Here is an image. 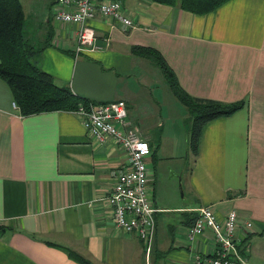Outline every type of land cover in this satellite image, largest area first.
Wrapping results in <instances>:
<instances>
[{
    "label": "crops",
    "instance_id": "crops-1",
    "mask_svg": "<svg viewBox=\"0 0 264 264\" xmlns=\"http://www.w3.org/2000/svg\"><path fill=\"white\" fill-rule=\"evenodd\" d=\"M123 5L135 27L98 17L91 22L97 48L81 54L79 27L56 20V11L68 9L51 0L35 23V47H45L35 63L80 98L124 101L132 126L149 140L150 195L159 210L151 253L113 219L109 196L114 172L129 165L126 152L90 138L74 112L21 116L0 79V264H78L66 250L92 264H196L197 256L215 258L213 232L186 237L207 206L219 221L236 211L253 222L254 232L242 235L249 263L264 264V0H229L206 15L152 0ZM136 46L158 50L192 97L244 102L204 127L188 167L176 159L191 151L192 125L183 128L191 114L160 67L134 55Z\"/></svg>",
    "mask_w": 264,
    "mask_h": 264
},
{
    "label": "built area",
    "instance_id": "built-area-1",
    "mask_svg": "<svg viewBox=\"0 0 264 264\" xmlns=\"http://www.w3.org/2000/svg\"><path fill=\"white\" fill-rule=\"evenodd\" d=\"M67 10L55 12L56 20L79 27L77 53H91L97 48V33L91 22L98 17L119 23L125 30L135 27L124 9L123 0H57ZM16 106V104H14ZM74 113L81 119L88 135L100 144L112 142L128 155L129 165L114 172L115 185L109 196L116 228L125 234L141 239L151 253V245L157 229L156 214L159 212L150 195L148 173L152 147L137 127H133L124 101L89 103L80 105ZM3 224L0 221V237ZM250 220L231 211L225 220L219 221L212 207L198 210L197 219L186 230V237L193 242L206 231L216 239L215 258L197 256L196 264H250L251 252L245 236L254 232Z\"/></svg>",
    "mask_w": 264,
    "mask_h": 264
},
{
    "label": "trees",
    "instance_id": "trees-1",
    "mask_svg": "<svg viewBox=\"0 0 264 264\" xmlns=\"http://www.w3.org/2000/svg\"><path fill=\"white\" fill-rule=\"evenodd\" d=\"M152 1L178 7L196 15H206L216 11L229 0ZM25 28L26 17L21 1L0 0V79L10 87L20 115L26 117L45 112H74L80 105L87 107L89 103H93L74 95L67 87L57 86L52 76L35 63L36 56L45 47L37 49L33 46L26 38ZM52 38L51 32L47 43ZM132 51L134 55L148 59L160 67L169 81L172 92L188 108L192 117L190 149L195 157L200 154L204 127L216 119L230 117L244 107V102L228 105L212 100L196 99L182 88L174 70L158 50L136 46ZM196 219L197 217L193 219L192 225ZM66 252L78 264H92L74 252L68 250Z\"/></svg>",
    "mask_w": 264,
    "mask_h": 264
},
{
    "label": "rangeland",
    "instance_id": "rangeland-1",
    "mask_svg": "<svg viewBox=\"0 0 264 264\" xmlns=\"http://www.w3.org/2000/svg\"><path fill=\"white\" fill-rule=\"evenodd\" d=\"M21 1H22V4H23V7H24V12L26 14V18H27V25H26V29H25L26 38L27 39H32L31 43L34 46H36L37 48H39L40 45L37 44V41H38L37 40L38 28H37V26L35 27V23L39 21V18L41 17V14H42L43 10L45 9L46 6H48L51 3V0H21ZM29 23L31 24V27L28 29L27 26H28ZM30 35H31V37H30ZM161 77H162V79L163 78L165 79V77L163 75ZM185 121H188V125L186 124L185 126H183V128L184 127H189L190 128L191 120L187 119ZM182 122H183V120H182ZM182 135L184 137H186L184 134H182ZM187 138H188L189 144H190V131H189V134H188ZM180 153L181 154H179V158L176 159V160H178L177 162L178 163L180 162L181 168H182V166L188 167L187 164L188 163L191 164L190 160H191V158L193 156V155H191L192 154L191 151L187 152V149H185V150H183ZM180 166L175 167V169H178ZM164 191L168 192V194L172 193V190L169 187H168V190H167V188H165ZM145 248H146V246H145ZM146 252H147V248H146ZM146 256H147V254H146Z\"/></svg>",
    "mask_w": 264,
    "mask_h": 264
}]
</instances>
